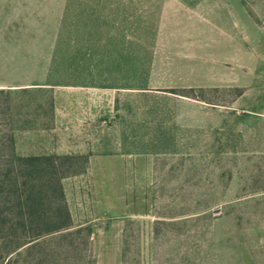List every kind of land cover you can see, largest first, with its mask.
<instances>
[{
  "label": "rangeland",
  "instance_id": "1",
  "mask_svg": "<svg viewBox=\"0 0 264 264\" xmlns=\"http://www.w3.org/2000/svg\"><path fill=\"white\" fill-rule=\"evenodd\" d=\"M241 1L243 12L239 6L216 8L226 14L222 22H232L243 45L242 67L234 68L238 82L244 72L256 74H244L242 87L182 93L224 112L226 131L194 153H154L160 146L152 140L116 146V168L121 161L128 170L95 173L103 187L96 190L86 170L62 179L74 230L43 235L9 256L4 255L8 233L2 230L0 264H264V57L256 59L264 53V0ZM1 2L0 15L8 19L0 17V58L11 55L12 78L25 86L0 94V141L7 144L12 137L15 149L17 138L23 154L78 149L56 135L76 122L63 113L76 112L80 92L42 84L44 55L66 22L60 20L58 0ZM219 35L211 28L204 48L194 52L203 59L196 64L210 68L226 56L229 45ZM150 47L168 55L176 50L163 41L148 43L146 49ZM1 76L11 75L0 59ZM187 79L169 74L159 83L209 87L220 82L209 72ZM108 95L98 92L94 98L99 120L101 112L117 108V99L110 103ZM143 154L148 156L139 169ZM18 232L9 239L17 241Z\"/></svg>",
  "mask_w": 264,
  "mask_h": 264
},
{
  "label": "crops",
  "instance_id": "2",
  "mask_svg": "<svg viewBox=\"0 0 264 264\" xmlns=\"http://www.w3.org/2000/svg\"><path fill=\"white\" fill-rule=\"evenodd\" d=\"M1 3L6 5L8 0ZM58 5L62 8L60 20L66 22L60 27L52 50L44 55L42 84L80 92L82 97L75 102L76 112L63 113L68 120L74 116L76 122L61 127L62 135H56L70 148L78 149L23 154L15 138L18 155H87L86 171L97 190L103 187L104 181L95 173L104 175L117 170L121 175L128 170L121 161H117L116 168L117 154L113 152L116 146L152 140L162 147L154 153H194L226 131L224 112L210 101L196 100L182 93L242 87L244 74H256L254 70L249 74L244 72L238 82L234 68L238 64L242 67L243 45L237 41L232 22L229 19L226 24L222 22L226 14L218 11L223 6H239L243 12L241 0H58ZM0 17L8 19L3 13ZM73 28L77 29L78 36L72 33ZM211 28L218 30L229 48L225 57L206 68L195 63L203 59L202 54L194 52L204 48ZM157 41L169 42L176 50L168 55L155 52L154 46L152 51L151 47L146 49L148 43ZM3 55L2 65L10 70L11 76L0 77V90L24 87L19 78H12L13 58ZM259 55L264 57L261 51L256 59H260ZM17 67L16 62V73ZM208 72L221 83L209 87L159 83V78L169 74L186 76L191 81L197 76H207ZM98 92L110 94L107 96L111 98L110 103L117 99V108L101 112L100 120L94 101ZM161 143L167 146L163 148ZM145 156L148 155H141L137 161L139 169L144 165Z\"/></svg>",
  "mask_w": 264,
  "mask_h": 264
},
{
  "label": "trees",
  "instance_id": "3",
  "mask_svg": "<svg viewBox=\"0 0 264 264\" xmlns=\"http://www.w3.org/2000/svg\"><path fill=\"white\" fill-rule=\"evenodd\" d=\"M0 148V231L8 233L4 255L43 235L74 230L61 181L84 173L88 156H20L12 137L7 144L1 140ZM17 232V241L9 239Z\"/></svg>",
  "mask_w": 264,
  "mask_h": 264
}]
</instances>
